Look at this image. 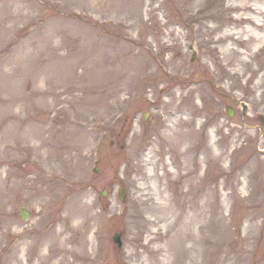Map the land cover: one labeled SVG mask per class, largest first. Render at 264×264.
<instances>
[{
    "label": "rangeland",
    "instance_id": "rangeland-1",
    "mask_svg": "<svg viewBox=\"0 0 264 264\" xmlns=\"http://www.w3.org/2000/svg\"><path fill=\"white\" fill-rule=\"evenodd\" d=\"M261 116L264 0H0V264H264Z\"/></svg>",
    "mask_w": 264,
    "mask_h": 264
},
{
    "label": "water",
    "instance_id": "water-1",
    "mask_svg": "<svg viewBox=\"0 0 264 264\" xmlns=\"http://www.w3.org/2000/svg\"><path fill=\"white\" fill-rule=\"evenodd\" d=\"M232 110H233V109L229 108V114H230V115L233 114V111H232ZM121 194H122L121 196H122V198H123V200H124V199H125V196H126V190L123 189V192H122ZM21 213H22V216H23L24 219H27L28 216H29V214H30V213H28V212L26 211V209H25L24 207H21ZM122 234H123V233L116 234L115 237H114V240H115V242L118 243L119 247L122 246V240H121V236H122Z\"/></svg>",
    "mask_w": 264,
    "mask_h": 264
},
{
    "label": "bare ground",
    "instance_id": "bare-ground-1",
    "mask_svg": "<svg viewBox=\"0 0 264 264\" xmlns=\"http://www.w3.org/2000/svg\"><path fill=\"white\" fill-rule=\"evenodd\" d=\"M183 123H184V122H182V124H183ZM176 130H177V129H176ZM177 132H178V131L173 130L172 133H170V134H171V135H175V134H177ZM178 134H179V133H178ZM178 136H179L180 138H183L184 135H182V133H181V134L178 135ZM175 138H176V140L178 139L177 137H175ZM174 148H175V147H174ZM174 148H173V150H174ZM185 185H186V181H185V182H184V181H181V190H182V187L185 186ZM190 191H191V189L188 188L187 191H186V195H187V193L190 192ZM181 193H183V192H181ZM184 194H185V193H184ZM182 196H184V195H182Z\"/></svg>",
    "mask_w": 264,
    "mask_h": 264
}]
</instances>
